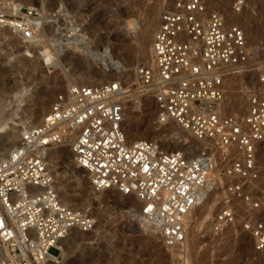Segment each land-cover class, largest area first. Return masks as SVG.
Wrapping results in <instances>:
<instances>
[{"label": "built area", "instance_id": "2783aa9c", "mask_svg": "<svg viewBox=\"0 0 264 264\" xmlns=\"http://www.w3.org/2000/svg\"><path fill=\"white\" fill-rule=\"evenodd\" d=\"M57 21L54 11L0 0V28L21 43ZM149 52L150 63L140 65L136 76L153 99L156 123H173L196 141L212 142L220 152L217 161L227 163L225 199L211 227L217 235L233 223L235 202L248 212L264 209V165H257V147L264 142V74L250 88L245 113L226 112V80L246 72L250 52L243 29L226 25L202 0L162 7ZM124 94L116 81L70 85L0 162V264H57L61 242L71 231L94 228L90 214L62 205L52 189L46 154L67 138L73 140V165L86 173L90 188L133 198L137 216L163 249L179 248L176 260L185 263L188 218L205 198L214 156L206 150L188 158L148 139L128 142ZM242 229L253 250L264 251V221L248 220Z\"/></svg>", "mask_w": 264, "mask_h": 264}, {"label": "rangeland", "instance_id": "374dc122", "mask_svg": "<svg viewBox=\"0 0 264 264\" xmlns=\"http://www.w3.org/2000/svg\"><path fill=\"white\" fill-rule=\"evenodd\" d=\"M35 1L37 0H32V3L31 0L28 2L31 5H36ZM173 1L43 0L42 8L44 10L54 11L58 14L56 25L46 28L40 34L41 44L46 46L52 57L56 59L57 66L52 69H47L45 66L38 67L31 61L28 51L21 50L19 47L14 48L16 51L9 52L8 49L12 47L11 39L0 41V51L5 53V56L12 52L15 53V60H17V63L9 65L0 55V93L10 92L13 89L19 90L26 86L31 87L30 95H33L32 99H36L37 105H32V102H30L31 104L26 103V101L20 102L19 109H14L15 103L14 106H10V109H13L14 118L18 120L24 112L30 114V112L36 111L38 103L45 99L47 105H44L43 111L46 112L58 92L64 91L70 85H83L84 78L79 73L84 72L86 67L101 70V65L89 61L85 52L78 51L72 46V41L59 42L57 40L72 38L74 32L70 28L79 24L85 38L89 41L87 44L89 48L100 52L104 47H108L116 61L122 64L128 63L124 69L126 74L113 80L120 82L125 92L123 98L127 137L130 135L129 133H133L135 138L156 142L164 151H183L189 155V158L196 157L206 150L214 156L212 173L214 183L211 186L207 203L209 204L214 199L216 205H214L209 218L206 219L203 215L206 207L204 205H199L191 213L186 244L188 264H264V251L255 252L249 235L242 229V223L248 220L264 221V209L248 212L242 210L241 204L235 202L236 212L233 223L221 233L213 234L212 224L225 199L223 168L227 163L217 161L220 160V152L212 142L203 145L187 134H184L185 137H183L184 135L181 133L183 131H180L181 129L179 130L173 123L164 126L158 125L153 99L144 92L138 91L135 71L140 64L149 63L151 59L149 48L159 12L162 7L172 4ZM202 1L209 10L219 12L225 22L230 13L236 14L244 22L241 21V24L244 25L239 27L245 33L250 60L245 73L232 76L227 82V99L225 101L226 112L234 114L229 107L235 100H240L242 110L238 115H243L249 95L248 89L250 90L259 75L264 74V0ZM132 20L137 23L134 28L130 23ZM144 24H149L151 29L148 31L147 37L142 40L143 43H140L138 25ZM226 24L228 25V22ZM138 51H145L146 56L138 58ZM99 75L97 74L92 79ZM79 79H82L81 82ZM43 111L42 113H44ZM132 141V138H129L128 142ZM174 141H177L178 144H173ZM182 145H190L187 146L188 151L182 149ZM263 155L264 144L257 150L258 167L264 165ZM69 166L70 169L73 168L71 163ZM63 170L65 169L63 168ZM113 196L115 197L114 194L109 193L102 197L91 212L96 224L93 230L97 229L98 234L110 230L108 232L113 236L111 245L118 243L115 251L118 254H113L116 257L111 256L104 239L99 240L98 237H94L79 240L80 238L75 237L76 245H73V248L70 245L69 247L66 244H61L57 262L59 264H178L175 256L178 254V250H174L173 253L165 251L159 237L145 231L138 222L136 215L139 212V204L133 199L127 198L126 200V198H113ZM101 251L103 256L96 257L94 253ZM110 257H112L111 261ZM92 259L94 261H91Z\"/></svg>", "mask_w": 264, "mask_h": 264}, {"label": "bare ground", "instance_id": "6f19581e", "mask_svg": "<svg viewBox=\"0 0 264 264\" xmlns=\"http://www.w3.org/2000/svg\"><path fill=\"white\" fill-rule=\"evenodd\" d=\"M28 1L29 0H22V3L26 6H31V4ZM239 2L241 3V1H239ZM31 3H32V0H31ZM34 3L40 8L43 7V5H42L43 0H37ZM241 21H242V19H239L238 16H236V14H234V13L233 14L230 13L226 17V22H228V25L230 23V25L243 26L244 24H241ZM226 22H225V24H226ZM130 23H131L133 28L137 25V23L133 20ZM71 28H70V30H72L74 32L73 36L71 35L72 38H62V39H57V40L59 42H62V41L63 42H70V41H72V46H74V48H76L78 51L85 52V55L89 61H93V62H96L97 64L101 65V70H99V71L94 70V69H89L88 67H86L85 68L86 70L84 72L79 73L80 76H82L84 78L83 85L109 83V82H112L113 80H117L122 74H126V71L124 69L128 66V63H126L127 64L126 65L125 63L122 64L121 62L116 61L114 55L112 54L111 49H109L108 47H104V49L100 52L99 51L97 52V50L95 51L94 49L89 48V46H87L89 41L87 40V38H85V34L83 33V31H82L83 29L81 28V26L79 24H76V25L71 26ZM138 28H139V34L138 35H139L140 43H143L142 40L145 37H147L146 35L148 34V31H150L151 26L149 24H144V25H138ZM72 31H70V32H72ZM7 39L12 40V43H11L12 49L11 48L8 49L9 52L12 50L14 52V51H16V50H14V48L20 47L21 50L24 49L26 52L28 51L29 56L31 58V61H33V63L36 66L37 65H38V67L39 66H45V68H47V69H52V68H55L57 66V61L54 57H52L48 48L41 44L40 34L37 37H34V39L29 41L28 43H21L18 35L13 34L10 30H8L6 28H0V41H5ZM13 52L11 54L9 53L10 55L5 56L4 55L5 53L3 54L0 51V55H2L1 57L3 59H5V61L9 65H12L17 61V60H15L16 55H14L15 53L13 54ZM144 52L145 51H138V58L145 57L146 54ZM150 60H149V63H150ZM149 63H147V64H149ZM147 64H142V65H147ZM97 74H100L99 77L92 79L93 77H96ZM239 74H242V73H239ZM235 75H238V74L231 75L227 78L226 88H227V82L229 81V79ZM135 79L137 80L136 71H135ZM81 80H80V82H81ZM122 89H123V87H122ZM31 90H32L31 87L26 86L25 88H22L19 90L13 89L10 92L0 93V162L3 161L4 159H6L9 152L18 144V142L20 141L21 135L24 132H26L28 129L38 125L41 122L44 114L46 113L43 111L44 105L46 104V99H45L41 103H38V108L36 109V111L34 110V111L30 112V114L29 113L27 114L26 112H24L23 116L21 115V118L20 119L18 118V120H16L14 118L13 109L12 108L10 109V106L13 105L14 103L16 104L15 108L13 107L14 109H19L21 107L19 105L20 102H26L27 101L26 103L32 102L33 103L32 105H37L36 99L35 100L32 99L33 95L32 96L30 95ZM138 91L142 93L141 86L139 84H138ZM246 91H247V89H246ZM247 92L249 93L250 90L248 89ZM144 93L146 95H148L146 92H144ZM226 97H227V95H226ZM238 99H240V98H238ZM245 104L247 105V102ZM229 108L234 112V114H238L239 111L242 110V103L240 100H235L233 102V104L230 105ZM42 111L44 113H42ZM175 127H177V126H175ZM180 131H183V130H180ZM125 133H126V129H125ZM181 133L183 135L187 134V136L188 135L190 136V134L185 132V131H183ZM129 134H128L129 136L127 137L128 141H129V138H132L133 141L138 140V139H142V138H135L133 133H129ZM185 135L183 137H185ZM196 142L201 143L203 145L208 143L207 141H196ZM72 143H73V140L71 138H67L64 141L63 145L50 149L46 154L47 169L50 172L52 179H53L52 189L56 193L57 200L62 205L69 207L71 209H74V210H77V211L91 215L93 212L92 210L94 208V205L96 203L100 202L101 198L105 197V195H107L109 193H112L115 195V197L113 196V198H126V200H127V198L133 199L130 197H123V196L121 197L120 194L118 195V193H116L114 191H108V192H103V193L94 192L88 184L86 173L83 170L77 169L73 165L72 153H71ZM173 144L177 145L178 143H177V141L176 142L174 141ZM263 144H264V142L260 143L257 147V150ZM182 146H183L182 149H185V151H186L188 149L187 146H190V145H187V146L182 145ZM199 155L200 154H198V156ZM186 156L188 157L189 155H186ZM70 163H71V165H73L72 169H70V166H69ZM63 168L65 170H63ZM213 168H214V166L212 165V168L208 172V179H207L206 187L204 190L205 198L202 201V203L199 204V205L206 206L205 210L203 212L205 219L209 218V216H210V214L214 208V205H216L214 199L211 200V202L209 204L207 203L208 197H209V192L212 188L211 186L214 183L213 182L214 176L212 174ZM39 190H42V189H39ZM194 211H195V209H194ZM91 216H94V215L92 214ZM190 217H192L191 214L188 218V221H190ZM136 218H137L138 222L142 225V227L145 229V231H147L150 234L157 236L149 228L148 224L143 219H141L137 215H136ZM95 225L96 224L94 221V226ZM190 225L192 226V224H190ZM108 231H110V230H108ZM108 231H103L102 233L98 234L97 229L96 230L92 229L89 232H81L79 230H73L70 232V234L65 239L62 240L61 244L62 245L66 244L68 246L70 245L73 248V245H76V241H74L75 237L80 238L79 240L98 237L99 240H101V239L106 240L107 249L111 252V256L116 257L115 255H117L118 253H116L115 251H116V248L118 247V243L116 242V243L111 245V243H112L111 239L113 236ZM68 243H70V244H68ZM186 244H187V238H186V242H185L184 248H183V252L185 253V257H186L184 264H188L187 253H186ZM69 250H70V248H69ZM174 250H178V252L181 251L179 248H175ZM94 254L98 258H100V256H103L102 251L99 253L96 252ZM113 254H115V255H113ZM62 255H63V252H62ZM0 257H1V259L3 258V250L1 247H0ZM112 257H110V261H111ZM91 261H94V260L92 259ZM57 264H59V263L57 262Z\"/></svg>", "mask_w": 264, "mask_h": 264}]
</instances>
